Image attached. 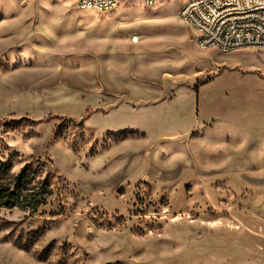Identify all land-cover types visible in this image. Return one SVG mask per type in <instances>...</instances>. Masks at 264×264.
<instances>
[{
	"label": "rangeland",
	"instance_id": "374dc122",
	"mask_svg": "<svg viewBox=\"0 0 264 264\" xmlns=\"http://www.w3.org/2000/svg\"><path fill=\"white\" fill-rule=\"evenodd\" d=\"M182 2L0 0V162L51 182L0 264H264V49L201 50Z\"/></svg>",
	"mask_w": 264,
	"mask_h": 264
},
{
	"label": "built area",
	"instance_id": "2783aa9c",
	"mask_svg": "<svg viewBox=\"0 0 264 264\" xmlns=\"http://www.w3.org/2000/svg\"><path fill=\"white\" fill-rule=\"evenodd\" d=\"M81 10L106 13L133 0H76ZM150 7L159 0H139ZM178 17L196 34L201 50L222 53L264 49V0H183ZM133 44L139 38H130Z\"/></svg>",
	"mask_w": 264,
	"mask_h": 264
},
{
	"label": "trees",
	"instance_id": "16d2710c",
	"mask_svg": "<svg viewBox=\"0 0 264 264\" xmlns=\"http://www.w3.org/2000/svg\"><path fill=\"white\" fill-rule=\"evenodd\" d=\"M51 197V182L40 180L30 166L12 174L10 164L0 162V211L19 210L36 214ZM27 249V248H25Z\"/></svg>",
	"mask_w": 264,
	"mask_h": 264
},
{
	"label": "bare ground",
	"instance_id": "6f19581e",
	"mask_svg": "<svg viewBox=\"0 0 264 264\" xmlns=\"http://www.w3.org/2000/svg\"><path fill=\"white\" fill-rule=\"evenodd\" d=\"M158 4H159V3H158ZM153 5H155V4H153ZM153 5H152V6H153ZM156 6H157V5H156ZM151 9H152V8H151ZM86 15L89 16L88 14H86ZM83 16H84V15H83ZM84 17H85V16H84ZM84 17H83V18H84ZM89 17H92V16H89ZM234 179H235V178H234Z\"/></svg>",
	"mask_w": 264,
	"mask_h": 264
}]
</instances>
